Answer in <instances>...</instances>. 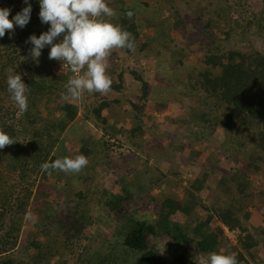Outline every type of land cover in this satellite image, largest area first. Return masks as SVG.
Wrapping results in <instances>:
<instances>
[{"label": "rangeland", "instance_id": "374dc122", "mask_svg": "<svg viewBox=\"0 0 264 264\" xmlns=\"http://www.w3.org/2000/svg\"><path fill=\"white\" fill-rule=\"evenodd\" d=\"M189 1L192 2L191 7L188 6ZM221 1L227 2L230 6L228 18H224L221 13L214 9V6L221 5ZM118 2L120 6L125 5L123 0ZM145 2L147 5L143 7V13L149 14L150 21L155 23L157 17L163 11L167 16L165 19L172 23H178L177 29L173 30L171 35L178 41L180 47H183V49L185 47V50L190 52L189 59L193 64L203 58V54L194 50L198 46L210 44L207 38L200 35V33L205 35L206 31L218 40L223 41L221 43L222 48L236 49L242 53L258 51L264 55V0H168L167 3L172 4L170 8L164 7L158 0H145ZM111 8L113 9V7ZM140 14L142 13L140 12ZM139 18L140 15L137 16V20ZM234 20L238 21L242 29L231 32L228 35L229 38L224 39L226 31L231 29L230 26ZM151 32L149 28H145L142 36L151 34ZM60 39L58 38L57 42ZM32 47L33 45L30 46V48ZM46 48H50V46H46ZM138 50L139 48H136L131 53H122L115 50L117 54L115 56L110 55L108 58V67L115 69L111 78L116 81L119 75L123 74L122 90L117 93L109 91L106 95L100 94V96L101 99L112 103L119 97L122 101L111 108L109 114L105 112L104 114L111 117L110 123L114 124L116 121L121 120L119 118H124L125 115H122L124 113L123 108L129 106L132 110L131 122L132 118L139 115L144 122L143 127L148 136L150 134L153 136L161 134V136L155 139L154 144L152 143V149L147 148L145 144L137 149L129 147L126 138L122 134L112 133V136H110L109 132L103 131L102 125L96 122L91 110L93 103L99 102L97 97L84 93L79 101H70V103L77 106L78 113L68 125L65 134L62 135L60 146H56L53 158L56 160L57 158L80 154L81 145L90 146L97 155H94L92 161L88 158V165L78 174L53 171L52 175H48L40 170L32 174L27 180H22L19 171L12 173V170H7V168L10 169L8 160L1 163L0 198L5 191L11 189L12 196L9 202L14 205L25 191L29 192L28 205L24 214L21 215V220H13L12 216L8 215L9 211L2 212V215H4L2 224L7 231H9L11 223L20 222L19 231L16 233L17 246L13 249V252H21L23 250L22 246L28 243H42L44 252L40 254L41 259L38 264H76L78 258H83L91 250L100 247L104 243L103 240L111 238L112 229L102 227L97 222L95 224L91 223H94L97 218H107V209L101 207L100 203L104 192L111 193L112 190L121 200V204L116 209L117 212L140 209V213L145 212L146 218L151 222L155 219L154 212H156V205L158 204L152 199H165V197L171 196L169 195L171 193H174L178 199H183L187 195L183 192V186L199 175L200 178L205 179L208 189L217 190L216 195L211 197L207 194L210 190H206V188L198 193L200 198L204 200L203 205H206L211 211H213V207L218 210H225L229 204V196L233 194L224 188H216L215 179L219 174L210 172V163L215 162L219 163V167L226 170L237 168L249 173L250 180L246 192L241 197L235 196L232 202L238 209V214H242V226L252 235L259 237L253 227L264 228V161H258L257 156L261 154L262 160H264V152L260 153L255 148L256 153L252 155L249 161L254 162L257 159L254 163L258 168L260 167L259 170L249 168L247 158L245 159L247 156L245 153L252 151L254 148L253 142L256 141L257 137L252 133L249 134L253 137L240 136L239 139L248 142L247 147L244 149L245 153L242 149H238L234 155L235 161L232 159L226 160L224 158L225 148L229 147L232 151L236 147L230 141H227L226 132L217 125L215 132L210 137H207V131L205 138L200 139L195 146L192 145L197 153L196 158L191 159L187 153L183 157L184 153L179 152L178 147L182 146L185 151L191 145H188L187 140L184 138L187 124L179 123L177 120L185 119L183 121H188L190 110L192 111L191 115L212 112V99L206 100L207 105H201L200 102L206 95L196 83L193 85V80H189L188 70L187 74L183 73V78L177 74H164L163 72L166 71L164 69H161L162 73L157 71L158 59L156 53H160L159 49L154 47L150 51L152 54L148 52L138 53ZM243 62L246 66L252 67L247 56H245ZM60 63L63 62H58V64ZM52 68L53 72L58 73V75L63 73L55 67ZM128 68H134L150 84L152 88L148 97L142 96L139 81L134 79L128 72H125ZM65 71L71 72L68 67ZM5 74L7 75V72ZM193 74L196 75V72ZM22 80H24L23 76ZM3 84L7 85L6 78ZM128 102L130 103L128 104ZM28 110L31 111V106ZM41 110L42 114L39 110L32 109L33 112L30 115L32 114V118L37 119L43 117V114L47 111ZM0 113L4 119L1 122L3 123L2 129L9 132L22 131L21 127L25 125L27 118L23 117L24 113L19 111L18 106L11 100L10 94L0 93ZM58 114L59 112L56 113V115ZM212 116L218 117L219 115L212 112ZM190 119L193 123V119ZM124 120L122 124L125 127L128 121H125V123ZM206 129L210 130L209 126ZM27 139L28 135L21 132L20 135L15 137L16 142L13 145L22 146ZM224 143L225 145L221 146ZM159 150H163V153H160ZM131 153H134L135 158H140L139 160L142 162L147 161L148 166L153 167L151 179L147 180L143 173H140L143 176L142 178L133 177V174L137 172V168L132 163ZM158 160L159 162H156ZM156 166L160 169L156 170ZM131 170L132 172H129ZM160 170L164 173L175 171L178 175H167V177H163V182L156 181L147 187L146 180H156ZM127 181L132 182L134 185L141 182L145 186V190L138 191L133 184V187H130L131 190H128L131 193L121 190L120 188L127 186ZM173 183L172 187L168 186ZM79 193L80 196H78ZM76 208H79L82 212L86 210L85 215L92 222L89 223L87 218L85 222L80 223L77 215L74 214ZM195 213L200 216L207 214L200 207H196ZM245 214H248V218H243ZM111 218L112 216L108 215V219L111 220ZM190 220V218L178 212L172 216L170 221L187 225L186 222ZM56 222L64 224V227H61L62 225L56 226ZM216 225H219V220L214 219L212 226L216 227ZM108 226L112 228L111 225ZM2 235H4V232L0 229V239ZM229 236L230 239L224 235L219 238L218 253L236 254L239 250L242 251V247L238 243L240 237L243 236L240 230L236 228L235 233H230ZM145 237V249L147 251L154 250L165 264H173L174 257L180 253H186L190 261L195 264H202L203 259L208 254L197 251L192 241L179 246L164 234L147 233ZM263 239L264 236L261 240ZM12 241L11 239L10 243ZM86 249H90V251L86 253ZM32 252L33 250H31ZM244 255L245 260L240 264H264V245L251 249L249 254L245 252Z\"/></svg>", "mask_w": 264, "mask_h": 264}, {"label": "trees", "instance_id": "16d2710c", "mask_svg": "<svg viewBox=\"0 0 264 264\" xmlns=\"http://www.w3.org/2000/svg\"><path fill=\"white\" fill-rule=\"evenodd\" d=\"M118 1L108 0L109 6L113 7V10L117 13L111 19V22L119 24L124 30L132 34L135 49L139 48L138 53L148 52L152 54L150 51L154 47L159 49L160 53H156L158 59L157 71L161 73V69H164L166 70L163 72L164 74H177L179 77H182L183 73L187 74L188 70L189 80H193V85L196 83L206 95L200 102L201 105H207L206 100L212 99L211 110L213 114L219 115L218 117H213L211 111L206 114L202 112L191 115L192 111L190 110L188 118H192L193 123H191L190 118L188 121H183L185 119L177 120L179 123L187 124L184 138L187 140V144L191 145L185 151L182 146L178 147L179 152L184 153L183 157L187 153L191 159L196 158L197 153L192 148V145L195 146L200 139L205 138L207 131V137H210L218 125L226 132V136H228L227 141H230L236 147L232 151L229 147L225 148L224 158L226 160L232 159L235 161V152L238 149L244 151L247 147L248 142L239 139L240 136L253 137L249 134L252 133L257 137L256 141L253 142L254 148L252 151L249 153H245L244 151V153L245 155L247 154L245 157L248 161L247 166L251 169L259 170L260 167L258 168L254 162L257 159L260 162L264 161L261 154L257 156L254 162L249 161L252 155L256 153L255 148L260 153L264 152V55L258 51L242 53L236 49L222 48L221 43L223 41L218 40L206 31L205 35L201 33L200 35L207 38L210 44L198 46L194 50L197 53L203 54V58L201 61L193 64L189 59L190 52L185 50V47L184 49L180 47L178 41L171 35L172 31L177 29L178 23H172L168 19H165L167 18L165 12L162 11L154 23L149 20V14L143 13V7L147 5L145 0H123L125 5L122 6L119 5ZM158 1L166 8L172 6V4L169 5L167 3L168 0ZM29 3L32 7L29 23L24 28L15 26L13 32H6L5 36L0 38V93L4 95L7 93L9 95L7 85L3 84L4 79H7L5 70L8 67H12L18 74L23 76V82L30 89L27 96L28 108L31 106V111L29 112L27 109L26 112H23V117L27 118V121L21 127V132L27 134L28 139L22 146H18L17 144L10 145L0 150V165L3 161L8 160L10 169L7 168V170H12V173L19 171V176L22 180H27L32 174L40 171L42 164L55 161L53 158V153L56 151L55 148L56 146H60L62 135L65 134L68 125L75 119L78 113L76 105L61 98V94L65 92L64 85L72 76V72H67V70L59 75L55 74L52 67H55L59 61L48 58L50 48H46V46L41 50V56L38 60L29 55L31 45L30 43L26 44L25 41L31 35L39 37L43 32L48 31L50 27L48 24L41 23L39 19V0H29ZM188 6H192L191 1L188 2ZM24 7H27L24 0H0V8L11 9L9 19H12L17 13L21 12ZM214 9L221 13L224 18L229 17L230 6L227 2L221 1V5L214 6ZM128 12L133 13L131 18H128L126 15ZM138 15H140V18L137 20ZM230 27L231 29L226 31L224 39H228V35L231 32H237L242 29V26L235 20L231 23ZM145 28H149L152 32L151 34L142 36ZM118 51L131 53V50L128 49ZM116 54L114 50L111 55L115 56ZM245 56H247L252 67L246 66L243 62ZM114 72L115 69L107 67V75L110 78ZM125 72H128L134 79L139 81L142 96L148 97L152 87L148 84L147 80L139 75L134 68H128ZM195 72L196 75L193 74ZM122 75L121 73L116 81L111 78L112 85L110 91L117 93L122 90ZM88 95L99 99V102L93 103L91 114L95 116L96 122L102 125L103 131L109 132L110 136H112V133L117 135L122 134L126 138L129 147L137 149L145 144L147 148H153V144L156 142L155 139L161 136V134H156L155 136L150 134L148 136L143 127L144 122L139 115L132 118L131 122L130 116L132 110L129 106L123 108L124 113L122 115H125V120L124 118H119L121 120L116 121L114 124L110 123L111 117L104 114V112L109 114L111 108L121 103L120 97L112 103L111 101L101 99L100 93H88ZM32 109L39 110L41 114V109L47 112L43 114V117L41 116L37 119L32 118V114L30 115L33 112ZM57 112H59L58 115H56ZM3 120L0 113V130L6 132L15 141V137L20 135L21 132H9L2 129L3 123L1 122ZM123 120L124 122L128 121L127 123L125 122V127L122 124ZM208 126L210 130L206 129ZM224 145L225 143L221 146ZM79 150L80 154L85 155L87 159L90 158L91 161L95 157L94 155H97L87 145H81ZM159 152L163 153V150H159ZM133 155L134 153H131L132 163L137 168V172L133 174V177L142 178L143 176L140 173H143L147 180L151 179L153 167L148 166L149 163L147 161L142 162L139 160L140 158H135ZM156 162H159V160ZM218 164L216 162L210 163V172L219 174L217 179H215L216 188H224L233 194L229 196V204L225 210H218L213 207V211H211L206 205H203L202 202L204 200L200 198L198 193L205 188L206 190L210 189L206 186L205 179L200 178L199 175L196 179L190 180L183 186V192L185 195L187 194L183 199H178L174 193L169 194L171 196L165 197V199H152L158 202V204L156 205V212H154L155 219L151 222L146 218L145 212L140 213V209L117 212L116 209L121 204V200L117 197L114 190L111 193L104 192L100 203L101 207H106L108 215L112 216L111 220L106 215L107 218H97L94 223H91L92 220L85 215L87 211L83 210L82 212V210L76 208L74 214L77 215L80 223L85 222L88 218L91 224L97 222L102 227L112 229L110 239L103 240L104 243L100 247L91 250L83 258H78L76 264H165L154 250L147 251L145 249V235L147 233L164 234L179 246L192 241L195 249L203 253L218 252L219 238L224 234L223 226L230 230L238 228L243 234L238 241L242 247V251L239 250L236 253L238 264H240V262L245 260V252L249 254L251 249L264 245V239L261 240L264 236V228L253 227L259 237L249 233L241 224L242 214H238V209L232 202L235 196L241 197L246 192L250 180L249 173L237 168L226 170L219 167ZM159 169L156 166V170ZM129 172H132V170ZM168 172L164 173V171L160 170L156 180H146V186L148 187L156 181L163 182V177H167V175H178L175 171ZM1 176L0 174V178ZM127 182V186L120 189L131 193L128 190H131L130 187H133V183ZM135 184L133 185L137 187L138 191L142 192L145 190V186L141 182ZM173 185L174 183L168 186L172 187ZM117 190L119 191V188ZM216 193L217 190H210L207 194L211 197L216 195ZM11 196L12 190L9 189L0 198V229L4 232V235L0 239V264H38L41 259L40 254L44 252L42 243H28L22 246L23 250L21 252H13V249L17 246L16 233L19 231L20 222L11 223L9 231H7L2 224L4 217L2 212L9 211L8 215L12 216L13 220H21V215L24 214L28 205L29 192L25 191L22 197L16 200L14 205L9 202ZM78 196H80V193ZM196 207L202 208L207 214L204 216L196 214ZM143 209L145 210V208ZM178 212L191 219L186 222L187 225L179 222L172 223L170 221L172 216ZM243 218H248V214H245ZM214 219L219 220V225H216V227L212 226ZM55 224L56 226L62 225V223L58 222ZM108 225H111L112 228ZM61 227H64V224ZM11 239L13 240L12 243H10ZM31 250H33L32 253ZM85 251L88 253L90 249H86ZM173 264L195 263L190 261L186 253H180L174 257Z\"/></svg>", "mask_w": 264, "mask_h": 264}, {"label": "clouds", "instance_id": "9594fccd", "mask_svg": "<svg viewBox=\"0 0 264 264\" xmlns=\"http://www.w3.org/2000/svg\"><path fill=\"white\" fill-rule=\"evenodd\" d=\"M24 3L27 7L12 19H9L11 9L0 8V38H3L6 32H13L15 26L24 28L29 23L32 7L29 0H24ZM39 7L41 23L50 27L38 38L31 35L25 43L33 45L29 55L36 60L41 56V50L50 46L48 58L63 62L55 68L64 72L68 67L74 74L64 85L62 100L79 101L85 92L106 95L112 85V80L107 75L108 58L114 50L135 51L132 34L119 24L111 22L117 13L109 6L108 0H39ZM126 15L131 18L133 13L128 12ZM58 38L61 39L56 42ZM6 72L10 98L21 113L26 112L29 86L12 67H8ZM13 144L15 141L0 130V150ZM87 165V157L76 154L44 163L41 170L48 175H52L53 171L78 174ZM226 230L236 229L230 230L223 226V235L230 239L225 233ZM202 264H238V261L235 253L213 251L207 254Z\"/></svg>", "mask_w": 264, "mask_h": 264}, {"label": "built area", "instance_id": "2783aa9c", "mask_svg": "<svg viewBox=\"0 0 264 264\" xmlns=\"http://www.w3.org/2000/svg\"><path fill=\"white\" fill-rule=\"evenodd\" d=\"M60 69H62V67H60ZM226 235H228L229 236V234L231 233V234H234L235 233V231H228V230H226ZM230 237V236H229Z\"/></svg>", "mask_w": 264, "mask_h": 264}]
</instances>
